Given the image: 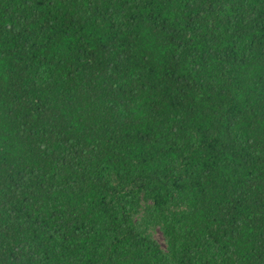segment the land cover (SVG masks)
<instances>
[{"label": "trees", "instance_id": "1", "mask_svg": "<svg viewBox=\"0 0 264 264\" xmlns=\"http://www.w3.org/2000/svg\"><path fill=\"white\" fill-rule=\"evenodd\" d=\"M0 264H264V0H0Z\"/></svg>", "mask_w": 264, "mask_h": 264}, {"label": "rangeland", "instance_id": "2", "mask_svg": "<svg viewBox=\"0 0 264 264\" xmlns=\"http://www.w3.org/2000/svg\"><path fill=\"white\" fill-rule=\"evenodd\" d=\"M129 191L134 202L133 219L135 223L147 236L158 242L162 249L167 252L164 226L156 213L153 200L135 185H132ZM185 208V203L181 201L179 205L172 207L170 211H180Z\"/></svg>", "mask_w": 264, "mask_h": 264}]
</instances>
